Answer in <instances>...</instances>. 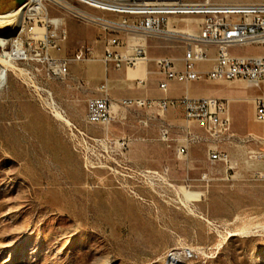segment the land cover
<instances>
[{"label": "rangeland", "instance_id": "374dc122", "mask_svg": "<svg viewBox=\"0 0 264 264\" xmlns=\"http://www.w3.org/2000/svg\"><path fill=\"white\" fill-rule=\"evenodd\" d=\"M16 5L15 0H0V13ZM51 12L64 17L67 56L85 43L93 44L96 54L102 55L105 33L96 23L68 11L53 8ZM186 22L198 30L199 19L179 23L185 27ZM36 31H44L39 23ZM232 50L236 54L263 51L258 46ZM183 52L176 42L149 39L151 58H178ZM53 54L58 55L54 50ZM153 69L148 61L141 78L128 77L126 69L116 70L112 97H131L122 93L149 86L156 78L150 74ZM107 72L95 71V79L104 81ZM70 76L45 80L42 65L19 62L9 67L7 81L0 87V264H264V180L253 178L255 170H264V157H259L264 150V127L261 133H237L232 100L231 119L220 141L208 137L200 121L187 123L180 107L161 114L122 107L108 123L86 122L82 128L94 137L128 139L126 149L110 151L108 144L75 148L65 124L51 114L31 86V79L45 84L66 109L56 85ZM194 83L192 93L250 96L239 101L245 112L255 105L259 92L245 80ZM227 85L234 89L227 92ZM182 91L181 85L173 87L174 94ZM75 113L80 114L78 102ZM74 120L81 123V118ZM166 124L175 135H182L188 125L199 139L178 155L175 148L167 149L158 141L159 129ZM216 145L230 154L232 169L209 160ZM150 150L157 153L155 158L147 156ZM92 152L100 158L98 164L92 162ZM165 168V179L143 175L147 169ZM186 249L194 256L184 255ZM172 252L179 256L168 263Z\"/></svg>", "mask_w": 264, "mask_h": 264}, {"label": "built area", "instance_id": "2783aa9c", "mask_svg": "<svg viewBox=\"0 0 264 264\" xmlns=\"http://www.w3.org/2000/svg\"><path fill=\"white\" fill-rule=\"evenodd\" d=\"M18 4V3H17ZM23 14L24 38L16 42L9 41L1 46L6 63L0 62V87L7 81L9 67L13 63L34 62L42 65L45 80H63L70 75L73 61L89 62L100 60L106 71L127 69L135 66L142 58L152 61L155 71L163 76L159 88L162 97H124L111 96L108 77L97 87L99 96L87 101L85 121L90 124L108 123L120 108H136L151 113H164L170 108L180 107L187 123L200 121L208 137L214 141L223 138V132L230 122L229 98L214 96L195 97L184 94L169 96L170 82L189 84L198 80L231 81L245 80L259 92L254 97L256 118L264 124V1L259 2H216L212 0H26ZM24 4H18L22 6ZM78 5L102 12L93 14ZM18 6V7H19ZM42 7H45V11ZM72 13L79 19L96 23L105 33L103 52L96 54L93 44L85 43L73 56L60 55L67 40L64 29V17L52 14L51 9ZM186 18L199 19L198 30L194 31L180 25ZM39 23L44 31H36ZM157 38L176 42L183 48L181 58L168 56L149 57V39ZM258 46L263 49L257 54H236L234 47ZM9 47V48H8ZM53 50L58 55L53 54ZM6 52V53H5ZM30 71H28V74ZM31 86L36 95L45 100L51 114L60 113L68 136L75 148L95 147L108 144L111 148L126 149L130 140L115 139L109 135L91 136L85 129L70 119L67 110L54 99L53 92L45 85L34 82ZM116 106L117 111L112 113ZM145 125L148 120H141ZM182 135H175L169 124L159 129L158 141L167 149L175 148L178 155H184L192 141L199 139L189 126L183 128ZM264 147V136L261 138ZM108 153V151H107ZM147 156L155 158L157 153L147 151ZM264 157V150L259 153ZM93 163L100 158L92 152ZM212 163L223 162L232 169L230 154L212 147L209 155ZM253 178L264 180V170H255ZM149 179L168 176V168L163 170H145ZM169 185L171 182L169 178ZM194 256L191 249L183 252ZM179 256L172 252L168 256Z\"/></svg>", "mask_w": 264, "mask_h": 264}, {"label": "crops", "instance_id": "0c3cea01", "mask_svg": "<svg viewBox=\"0 0 264 264\" xmlns=\"http://www.w3.org/2000/svg\"><path fill=\"white\" fill-rule=\"evenodd\" d=\"M59 54L63 56L66 55L64 49ZM182 56L183 54L178 58H181ZM146 64L147 62L141 63L136 71H126L127 76L131 78L143 77L146 73L145 72ZM152 64L154 69L153 71H150V74L151 73L155 74L156 78H154L150 82L149 86H147V84L146 85L143 84L141 87H138L137 90L128 91V92L127 90H125L122 94L124 95L131 94V97L164 96L165 95L164 92L159 88V81L163 79V76L155 71V65L153 62ZM99 70H106L104 68V63L100 60L89 61V62L73 61L70 65V75H71L70 78L63 83L56 85L57 95L60 98L62 104L68 110L70 118L81 127L86 124L85 115L87 112L88 99L90 97L100 95V93L97 91V87L103 81H98L97 79H95V75H94V72ZM107 73L108 74L107 76H105V78L108 77V84L111 90V88L115 86V80L116 77L118 76V73L113 68H110L109 72ZM194 82L189 84H184V83L172 81L170 82V90L168 95L172 97H179L184 94H189L195 97L207 96L205 95V92H198V93L191 92L195 84ZM176 85L183 86L182 93L179 94L173 93V87H175ZM248 87H250V85H248ZM226 89L227 92H231L232 89L234 88L232 87L230 88L227 85ZM115 95L118 96L119 94H115ZM111 96L114 97V94L112 92H111ZM249 97L250 96L240 98V97L231 96V98H229L230 100L235 102L233 103L231 108L234 118V125L236 127L235 130L237 133L251 134L256 131L260 133L263 131L264 124L261 121H258L256 118V106L252 103L250 110L246 112L243 110V108L239 106V101H241V99H244V101H246L249 99ZM76 102H78L79 104V111H80L79 116H77L75 113ZM244 115L246 116L245 122L242 121ZM74 118H81V123L75 121ZM249 122L252 124H250Z\"/></svg>", "mask_w": 264, "mask_h": 264}, {"label": "bare ground", "instance_id": "6f19581e", "mask_svg": "<svg viewBox=\"0 0 264 264\" xmlns=\"http://www.w3.org/2000/svg\"><path fill=\"white\" fill-rule=\"evenodd\" d=\"M26 4L14 7L13 9H8L5 12L0 13V48L1 46H5V44L9 41L16 42L17 40L21 41L24 38V30H23V14L25 10ZM45 11V7H42ZM18 21V22H17ZM191 21V20H190ZM17 22V24H15ZM184 26L190 29L191 22H186ZM6 53V52H5ZM0 62L6 63V60L3 59V54L0 55ZM145 59L140 58L135 66L129 67L127 71H136L141 63H146ZM13 67V64H11ZM2 75V70H0V76ZM112 113L117 111V107L114 106L112 108ZM57 118L60 119V113L55 112ZM171 184L174 186L173 182L170 180ZM170 262H175V256L169 257ZM171 264V263H170Z\"/></svg>", "mask_w": 264, "mask_h": 264}, {"label": "water", "instance_id": "95a60500", "mask_svg": "<svg viewBox=\"0 0 264 264\" xmlns=\"http://www.w3.org/2000/svg\"><path fill=\"white\" fill-rule=\"evenodd\" d=\"M18 4H24L26 2V0H15Z\"/></svg>", "mask_w": 264, "mask_h": 264}, {"label": "trees", "instance_id": "16d2710c", "mask_svg": "<svg viewBox=\"0 0 264 264\" xmlns=\"http://www.w3.org/2000/svg\"><path fill=\"white\" fill-rule=\"evenodd\" d=\"M19 5L17 4L15 7H18Z\"/></svg>", "mask_w": 264, "mask_h": 264}]
</instances>
